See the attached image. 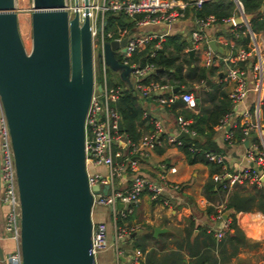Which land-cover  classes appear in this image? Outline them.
Instances as JSON below:
<instances>
[{
  "label": "water",
  "instance_id": "water-1",
  "mask_svg": "<svg viewBox=\"0 0 264 264\" xmlns=\"http://www.w3.org/2000/svg\"><path fill=\"white\" fill-rule=\"evenodd\" d=\"M82 2L81 16L79 0L72 14L66 0H32L27 50L15 0H0V102L16 168L22 264H94L91 189L106 192L108 185L90 189L88 184L84 120L95 84V56L89 0ZM126 41L127 36L105 41L103 56L132 86L131 66L116 56ZM209 44L216 49L213 39ZM101 54L97 49L96 55ZM188 54L191 59L193 47ZM6 256L0 246V259Z\"/></svg>",
  "mask_w": 264,
  "mask_h": 264
},
{
  "label": "crops",
  "instance_id": "crops-1",
  "mask_svg": "<svg viewBox=\"0 0 264 264\" xmlns=\"http://www.w3.org/2000/svg\"><path fill=\"white\" fill-rule=\"evenodd\" d=\"M176 1L183 3L191 0ZM232 1L234 7L231 14L221 21L216 20L205 29L208 42L202 45L201 48H194L192 44H188L190 34L196 27L195 16L190 10L195 5L190 2L184 7L177 6V9L182 10L184 14L169 25L165 23L139 24L137 22L139 15L136 17L128 16L133 24L131 29H126L127 34L148 37L134 51L150 46L151 53H153L155 49L164 46L165 42L169 49L175 50V43H180L182 46L181 53L186 52L189 60L194 59L196 64L208 67L209 70L205 78L188 83H180L178 78L171 75L172 70L161 74V79L168 80L169 77H172V82L166 83L168 89L162 94L170 96L177 93V97L166 103L159 102L155 93V95H142L134 85L138 101L144 109L143 116L148 117V121L153 126L152 128H143L146 132L141 137L147 136L154 131L155 121H159L162 127L158 143L149 151V155L145 158L137 159L139 172L155 180L163 179L171 184L178 183L179 187L175 189L166 186L163 194L157 199L152 198L151 194L145 190L137 203L124 207L127 215L118 217V223L136 224L137 227L118 241V246L123 251L120 257L123 261L130 258L135 249H140L143 256L139 264H143L146 261L147 253L150 249H153L154 264H264V213L259 210L236 212L237 224L244 232L247 240L246 244H239L236 252H232L229 243H225V246H218L217 241L220 239H216V237L214 245L208 239L207 243H203L202 240L205 237L202 229L206 228L208 232L213 233V230L220 222L214 217L212 211L208 212L206 209L208 200L204 196L203 186L210 174V168L203 162L189 163L184 152L180 149V144L169 140L170 135L180 139L181 143L183 138L192 136L204 141L207 139L203 135H197L188 125L195 119L193 114L204 113L201 107H212L219 102L217 91L223 90L228 94L233 89L235 81L226 76L228 65L223 57L232 56L230 53L231 48L237 50V48L241 47L239 43L233 40L231 34L238 36V28L244 26L250 37L249 45L251 48L248 57L255 59L256 68L247 67L245 69V98L238 103H232L230 114L220 121L219 124L213 126L214 132L208 138L209 142L214 144V146L221 148L220 153L225 157L224 165H220L219 170L212 173V177L221 181L216 178V175L224 169L228 172H233L244 167L253 166L255 163L247 154V148L253 140L256 139L264 151V29H258V31L252 29V18L255 17L260 20V17L264 16V0L258 7V13L248 12L242 0ZM212 39L215 41L216 49H213L209 44ZM169 42L170 45L168 46ZM208 46L210 47V63L205 65L204 60L207 56L205 47ZM191 47L194 48V54L190 59L188 50ZM154 69L155 67L152 71ZM161 69L167 70L161 67L156 70L159 71ZM210 69L212 72H209ZM109 85L113 86V84ZM120 87L122 91L123 87L121 85ZM175 88L176 90H174ZM185 90L192 92L196 98L195 107L186 106L184 101L183 105H174L178 98L181 99L180 95ZM209 92L214 93L216 96L212 99ZM246 109L251 111L253 123V128L248 136V146L244 143L247 137L240 142H234L230 140L231 137L228 134L238 122H242V113ZM180 118L186 121L188 130L182 129ZM181 131H185L188 136L178 138L177 135ZM117 149L124 151L125 146H121L115 141L113 150ZM171 167H174V169H171ZM99 170L104 172L106 168L99 166ZM132 174L130 170H127L122 177L118 178L117 185L121 188L127 187L130 184ZM238 183H245L246 187L250 189L255 182L242 181ZM257 185L264 186V183ZM231 187L228 188L231 189ZM165 199L168 203L163 201ZM217 205L219 206V204ZM226 210L227 217L229 213L234 212L232 208ZM226 210L223 209V211ZM5 211L6 206L0 202V246L3 252L7 254L15 248L16 243L4 231ZM253 212H261L262 214L254 216L247 228L246 223H244V216L246 213ZM92 218L93 220H104L107 223L110 241L108 247L96 251L94 264H116L117 253L114 247V226L110 227V219H112L111 208L98 206L97 211L94 212V209L92 210ZM190 221L194 222L193 225ZM155 228L159 230L155 232ZM187 233L189 234L187 235ZM136 239L140 240L139 243L143 245V249L136 244ZM193 240H195L194 243H192ZM120 243L124 245L120 246ZM189 244H194L199 249L198 253L204 252V254L211 257L209 259L204 257L202 262H198V254L190 252ZM172 252L177 253L179 256L176 259H172ZM0 264L9 263L0 259Z\"/></svg>",
  "mask_w": 264,
  "mask_h": 264
},
{
  "label": "built area",
  "instance_id": "built-area-1",
  "mask_svg": "<svg viewBox=\"0 0 264 264\" xmlns=\"http://www.w3.org/2000/svg\"><path fill=\"white\" fill-rule=\"evenodd\" d=\"M204 0H191L179 3L176 0H102L98 5L89 3L90 24L93 35V50L94 56L97 49H101L102 54L97 56L102 68V80L94 84L93 93L89 102V106L84 120V150L86 167L88 171V184L108 185L107 191L101 190L93 191L92 210L95 206L110 207L112 211V220L114 222V247L117 253L116 264H139L143 256L140 249H135L130 258L124 261L120 259L123 251L118 246V241L123 239L130 231H132L136 224L118 223V217H125L127 211L125 206L137 203L143 191H148L152 198H159L165 191L166 186L178 188V183H168L167 181L155 180L149 176L143 175L139 172L137 166L138 158H145L149 155V151L158 143V138L162 132L161 123L155 121V129L147 136L141 137L137 141H133L126 137L119 131V113L116 109L110 106V102L115 101L121 93L120 85H109L105 75L106 63L104 60V43L111 39L120 41L124 36H127L125 49L122 56L119 58L122 62L128 63L131 66L130 76L132 84L135 85L140 93L144 96L150 94L158 95L157 99L161 103L172 101L176 94H171L165 97L162 93L168 89L166 83L160 81L150 80L146 84H141V79L153 70L152 63H145L140 65L137 62H129L128 57L131 56L136 47L143 44L147 36H131L127 34L125 28L118 27L116 30L105 31L104 15L108 10L122 11L130 17H140L137 19L139 24L148 23H165L171 24L184 13L177 9V6L184 7L187 3H192L196 7H200ZM90 2V0H89ZM70 9V7L68 6ZM74 9V7H73ZM100 11L99 13H97ZM80 15H83V2L79 8ZM196 27L190 34L191 44L194 48H201L202 45L207 44L208 36L205 29L216 21L214 14H207L205 16L194 17ZM98 35V42L94 41V36ZM158 45V44H157ZM206 59L204 64L210 63V47H205ZM120 52V51H119ZM249 51L243 47L236 50L234 56H225L223 59L227 62L228 69L226 76L235 81L233 89L228 93V97L232 103H238L245 98V69L228 64L229 62H236L239 60H247ZM253 68H256L254 64ZM101 89L98 90L97 86ZM104 97V101L102 100ZM181 99L188 107H195L197 101L192 92L183 91L180 95ZM230 114V112L228 113ZM226 114L222 120L228 115ZM221 120V121H222ZM180 124L183 130H188L186 121L180 118ZM242 132L243 139L250 135L253 123L251 120V111L246 109L242 113ZM232 136L231 131L228 132ZM113 140L121 146H125V150H113ZM169 140L181 144V140L174 136H169ZM247 154L255 163L253 166L244 167L238 171L228 172L227 170L220 171L216 178L224 180V186L230 187L235 183L242 181H252L261 184V176L264 173V151L255 142H251L247 148ZM205 157L212 162L224 165L225 157L222 153L216 151H205ZM89 166L99 167L104 166L106 170L101 172L91 171ZM174 169V167H171ZM127 170L133 174L130 184L121 188L117 185L118 178L122 177ZM0 202L6 206L4 214V231L14 239L15 248L7 253L4 259L9 264H22V254L20 250V236H21V209L20 198L17 185L16 168L14 162L13 148L11 144L10 131L8 128L6 116L0 102ZM168 203L167 200H163ZM121 203V206L118 204ZM214 217L218 219L219 225L213 230L216 239H221L225 236L226 231L230 226V219L223 216V204L217 207V212ZM110 244L108 225L104 220H92L91 230V251L93 254L96 251L105 249Z\"/></svg>",
  "mask_w": 264,
  "mask_h": 264
},
{
  "label": "trees",
  "instance_id": "trees-1",
  "mask_svg": "<svg viewBox=\"0 0 264 264\" xmlns=\"http://www.w3.org/2000/svg\"><path fill=\"white\" fill-rule=\"evenodd\" d=\"M245 9L248 12L258 13V7L263 3V0H242ZM194 5V4H193ZM234 7L232 0H204L202 1L200 7L192 6L190 9L194 16H205L207 14H214L216 20L221 21L227 18ZM106 13V12H105ZM260 17V16H259ZM258 20L255 17L252 18V29L258 31V29H264V16L260 17ZM105 30H116L118 27L125 28L127 30L132 28L133 22L129 20L128 15L122 11H112L108 10L107 15H104ZM238 36L231 34L233 40L239 43L241 47L245 50L250 51L251 46L249 45L250 37L246 28L241 26L237 30ZM184 44V41H183ZM170 42L168 43V46ZM182 46L180 43H175V50L169 49L167 43L161 48L155 49L151 53L150 46L146 48L134 51L130 57H128L129 62H137L140 65L145 63H152L155 67L154 71L150 72L146 77L141 79V84H146L150 80L160 81L161 83L172 82V77L168 80L161 79L160 75L164 72L172 70L171 75L178 78L180 83H188L191 81H198L201 78H205L208 73V67L200 66L196 64L193 60L188 59L186 52L181 53ZM231 55L236 54V50L231 48ZM228 64L233 66H238L239 68L246 69L247 67H253L255 64V59L253 57H248L247 60H239L236 62H229ZM165 68L167 70H159L157 68ZM209 72H212L210 69ZM119 78V83L123 87L121 94L115 101L110 102V106L116 109L119 113V131L123 133L126 137L133 141H137L141 135L146 132L144 129L152 128V124L148 121V117H144V109L141 103L138 101L136 95V88L134 85L129 86L126 82ZM102 80V76L99 77ZM108 84H112L107 80ZM116 83V84H119ZM115 84V83H114ZM115 84V85H116ZM178 92V91H177ZM177 94V93H176ZM211 98L213 99L216 95L209 92ZM155 95V94H154ZM168 97V94H163ZM218 103L214 104L212 107H201L204 113L193 114L194 121L188 126L190 129L194 130L197 135H203L207 139L201 140L198 137L192 136L188 138H183V142L179 145L180 149L184 152L186 160L189 163L203 162L207 164L210 168V174L203 186L204 196L208 200V205L206 207L208 212H217V204H223V209L232 208L234 212L229 213L228 218L230 219L229 229L223 238L217 241L218 246H225V243H229L232 248V252H236L239 244H246L247 240L245 238L244 232L238 226L236 221V212L239 211H254L259 210L264 213V186H258L256 183L251 185L248 189L245 183H235L232 185L231 189L224 186V180L218 181L212 177L213 172H217L220 168V164L209 161L205 155V151H219L221 148L214 146L209 142L208 138L214 132L213 126L219 124L222 118L229 112H231L232 101L228 97V94L220 90L217 91ZM158 97V95H156ZM184 102L181 99H177L174 105H183ZM173 105V106H174ZM144 128V129H143ZM208 128V129H206ZM232 136L231 141L240 142L243 140L242 125L238 122L231 130ZM229 141V140H227ZM260 147L257 140H253ZM261 148V147H260ZM223 202V203H221ZM261 212L246 213L244 216V223H246L247 228L251 224V219L254 216L262 214ZM193 225V221H190ZM232 230V231H231ZM204 234L203 243H207V239L214 245L216 242L215 236L212 232H208L206 228L202 229ZM150 234V233H149ZM189 233H187L188 235ZM139 239L135 242L142 249L143 245H140ZM195 240L192 241L194 243ZM209 242V244H210ZM190 252L193 254H198V262H202L203 258H210V255L198 253L199 249L195 245H188ZM179 255L175 252L171 253L172 259H176ZM155 262V257L153 249H150L147 253L146 261L143 264H151ZM142 264V263H141ZM154 264V263H153Z\"/></svg>",
  "mask_w": 264,
  "mask_h": 264
},
{
  "label": "rangeland",
  "instance_id": "rangeland-1",
  "mask_svg": "<svg viewBox=\"0 0 264 264\" xmlns=\"http://www.w3.org/2000/svg\"><path fill=\"white\" fill-rule=\"evenodd\" d=\"M102 2V0H90V4L93 5H99ZM66 4L70 7L69 11L70 14L73 13V7H74V0H66ZM79 5H82V0H79ZM15 6L18 13V27L19 32L21 35V39L24 43V46L27 50L31 47V11H32V0H15ZM98 11L97 13H99ZM108 11H106L105 15H107ZM106 31V30H105ZM94 41L98 42V35L94 36ZM116 56L121 58L120 52H116ZM105 75L107 77V80L109 82H112L113 85L116 83H119V76L118 73L112 70L108 65H106L105 68ZM94 76L95 81L98 82L99 77L102 76V68L100 67V62L98 57L95 54L94 57ZM115 83V84H114ZM120 84V83H119ZM113 144H115V141L113 140ZM89 169L91 171H97L99 170V167H93L89 166ZM101 171V170H99ZM97 207H94V212L97 211ZM114 224L113 220L110 219V227ZM123 243H120V246H123Z\"/></svg>",
  "mask_w": 264,
  "mask_h": 264
},
{
  "label": "bare ground",
  "instance_id": "bare-ground-1",
  "mask_svg": "<svg viewBox=\"0 0 264 264\" xmlns=\"http://www.w3.org/2000/svg\"><path fill=\"white\" fill-rule=\"evenodd\" d=\"M78 8H80V5H78Z\"/></svg>",
  "mask_w": 264,
  "mask_h": 264
}]
</instances>
